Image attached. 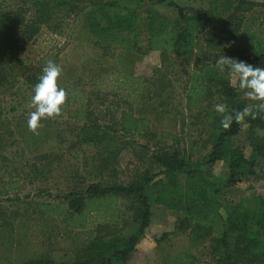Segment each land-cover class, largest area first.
<instances>
[{"label":"trees","instance_id":"obj_1","mask_svg":"<svg viewBox=\"0 0 264 264\" xmlns=\"http://www.w3.org/2000/svg\"><path fill=\"white\" fill-rule=\"evenodd\" d=\"M164 6L175 13H162ZM80 16L94 45L103 49V57L109 56L107 51L112 57L119 52L120 69L99 76L106 83L113 78L126 85L130 102L118 122L110 118L103 124L111 115L107 100L96 96L93 111L90 101L65 88L69 93L63 110L69 119L65 125L75 138L69 148L94 147L95 166L94 183L63 194L61 214L70 230L93 225L97 235L81 256L74 251V261L44 257L22 264H128L150 226L153 204L181 214L175 233L186 236L193 246L207 247L214 264H264V196L254 194L237 203L225 200V194L242 180L260 179L256 166L264 160V135L258 134L264 133V111L254 110L255 118L239 123L233 119L228 128L221 124L223 114L215 111L217 104L226 106L228 114L254 103L238 85L233 86L227 72L215 67V61L228 55L264 67V3L210 0L207 7L189 13L175 0H0V149L18 144L21 137L26 150L34 145L35 151L48 147L40 160L51 162L41 170L35 165L37 176L51 172V156L53 161L62 160L55 151L63 150L66 141L64 133L48 130L49 125L36 134L27 131L28 117L18 116L30 108L33 87L46 64L28 62L25 55L45 30L60 34L67 21ZM210 28L220 37L213 35L202 48L200 35ZM152 52L160 54L161 68L151 79L128 74L129 65ZM174 61L182 63V70L188 69L190 76L178 89L184 93L180 105L194 121L172 115L177 88L167 78L175 69ZM167 117L174 118L171 133L156 128ZM244 124L249 129V157L248 148L235 141ZM195 131L206 153L196 150ZM28 133L33 135L31 140ZM125 138L156 141V146H145V156L137 159H147L143 166L134 170L132 180L118 183L114 177L119 157L131 145L122 141ZM118 143L122 144L116 147ZM197 151L202 155L199 161L194 159ZM219 162L227 163L229 172L216 178L214 168ZM108 199L117 207L112 216L102 203ZM92 201L97 202L94 210L86 212ZM120 202L128 203V211L133 212L125 222L128 234L123 233ZM92 214L95 222L89 223ZM193 260L189 253L168 255L164 264H193Z\"/></svg>","mask_w":264,"mask_h":264},{"label":"rangeland","instance_id":"obj_2","mask_svg":"<svg viewBox=\"0 0 264 264\" xmlns=\"http://www.w3.org/2000/svg\"><path fill=\"white\" fill-rule=\"evenodd\" d=\"M175 1L189 13H195L199 8L207 7L210 0ZM250 1L264 3V0ZM161 12L167 15L175 13L174 9L169 6L162 7ZM79 18L80 20L77 21H67L60 34L45 30L28 48L25 55L26 59L28 62L33 63L40 61L46 63L48 60L57 61L56 63L61 65L63 69L59 81L60 85L69 91L74 90V94L79 93L85 102L90 101L93 111L96 96L107 100V105L111 108V115L110 117L107 116L101 123H110V118L114 122H118L120 112L125 110L130 102L126 98L127 91L124 90L126 85H120V81H115L113 78L106 83L105 79H100L99 75L102 72L110 71L113 73L117 69L119 70L121 57L119 52L112 57L113 53L109 51H107L109 56L103 57V49L94 45V37L83 26V16ZM213 35L218 39L220 37L219 32L214 33L212 28L208 29L204 35H200L202 48L206 47L207 40H210L209 38H212ZM218 39L214 40L217 42ZM117 40L119 42V39ZM221 49H217V51L220 50V54H222ZM97 60H99V63ZM173 65V69L175 68L174 74L171 75L170 71L169 78H167L170 83L173 82L171 83L172 86L175 89L177 88L174 100L175 107H173L175 110L172 115L177 119L184 116L186 121H194V116L184 112V108L180 105L184 93L181 88L178 89L179 86H182L181 84L187 82L190 76L187 73L188 69L182 70V63H176L175 61ZM158 68H161L160 54L152 52L141 57L138 61L136 59L133 65H129L128 74L137 78L151 79ZM178 79L181 82H177ZM230 81L233 86H237L234 78L230 77ZM97 86H99V89L96 88ZM33 110H31V107L25 109V111L21 110L18 112V116L25 113L28 117V114ZM116 111L118 112L116 113ZM112 112L116 114L112 115ZM65 114L55 119H45L46 123L42 121V124L46 127L49 125L48 130L52 129L54 133L56 131L57 133H64L63 139L66 141L63 150L55 151L58 158L63 156L62 160L53 161L55 156H51L53 163L51 172L45 173V176H37L34 166H38L41 170L44 166H47V163L51 162V160L47 163L40 160L44 153L48 151V147L45 146L41 150L38 147L35 151L33 147L36 145H34L26 150L24 149L25 142L21 137L18 138V144L0 149V258L2 259L0 264H22L44 257L56 261L71 262L75 259L74 251L81 256L84 247L94 240V236L97 235V230H94L93 225L84 230H70L64 223V215L61 214L63 194L71 189H76L77 185L84 184L88 186L94 183L95 166L94 147L69 148L70 143H73L75 138L67 130L65 123L69 119ZM156 128H160V131L173 130L174 118H165ZM248 130V126L244 124L243 131L235 138V141L238 145L248 148L246 155L249 157ZM258 134L264 135L262 132ZM28 135L31 140L33 135L31 133H28ZM195 135L196 150L206 153L201 149L203 141L200 140L198 131H195ZM122 141L130 142L131 145L119 157V167L116 171V177H114V181L118 183L127 182L130 177L132 180L134 170L139 166H143L147 159H142V162L137 159L138 156L142 158L145 156V146L154 148L156 146V141L149 142L145 139L125 138ZM167 141L171 144L170 140ZM121 144L118 143L115 146L119 147ZM200 152L197 151L194 157L196 161L202 158ZM228 169L227 163H217L214 168L215 177L227 176ZM256 172L260 179L242 180L232 188L231 195L225 194L226 202L233 201L237 203L242 199L250 198L254 194L264 196V160H261L256 166ZM95 203L92 201L86 208V212L94 210ZM102 203L104 208L107 209L108 215L112 216L116 213L117 207L113 199L102 201ZM120 203L121 220L124 219L125 225V222L130 220L133 212L128 211V203ZM108 205L109 207H107ZM151 211L150 226L136 247L135 252L132 253L128 264H164V258L168 255L175 257L187 253L194 258L193 264H214L206 249L207 247L193 246L186 236L175 233L181 214L154 204ZM222 214L226 218L227 215L224 211H222ZM93 215H91L89 223L95 222ZM98 221L97 219L96 222ZM124 229L123 233H130V228L126 225Z\"/></svg>","mask_w":264,"mask_h":264},{"label":"clouds","instance_id":"obj_3","mask_svg":"<svg viewBox=\"0 0 264 264\" xmlns=\"http://www.w3.org/2000/svg\"><path fill=\"white\" fill-rule=\"evenodd\" d=\"M215 67L222 73L234 78L238 89L248 100L254 103L242 110L227 113L226 106L217 104L215 111L223 114L221 124L228 128L233 119L239 123L246 117L255 118L257 111H264V67L254 66L243 60L220 55ZM63 69L53 60H48L41 70V75L33 87L30 107L34 109L28 114L27 127L34 134L43 126L45 119H55L63 115L69 100L68 91L59 83ZM257 110V111H254Z\"/></svg>","mask_w":264,"mask_h":264},{"label":"crops","instance_id":"obj_4","mask_svg":"<svg viewBox=\"0 0 264 264\" xmlns=\"http://www.w3.org/2000/svg\"><path fill=\"white\" fill-rule=\"evenodd\" d=\"M164 131L165 132H168V133H171L172 130H164ZM169 140H171V139H169Z\"/></svg>","mask_w":264,"mask_h":264}]
</instances>
